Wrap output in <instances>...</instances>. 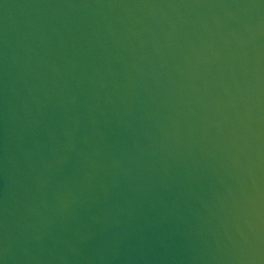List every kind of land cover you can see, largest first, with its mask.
<instances>
[{"label":"water","instance_id":"obj_1","mask_svg":"<svg viewBox=\"0 0 264 264\" xmlns=\"http://www.w3.org/2000/svg\"><path fill=\"white\" fill-rule=\"evenodd\" d=\"M0 264H264V0H0Z\"/></svg>","mask_w":264,"mask_h":264}]
</instances>
